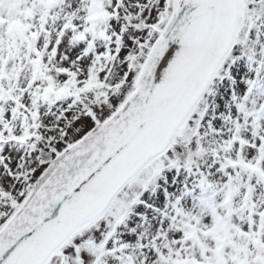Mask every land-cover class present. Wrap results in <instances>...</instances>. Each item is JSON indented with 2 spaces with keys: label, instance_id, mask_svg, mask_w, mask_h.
<instances>
[{
  "label": "snow or ice",
  "instance_id": "obj_1",
  "mask_svg": "<svg viewBox=\"0 0 264 264\" xmlns=\"http://www.w3.org/2000/svg\"><path fill=\"white\" fill-rule=\"evenodd\" d=\"M0 264H264V0H0Z\"/></svg>",
  "mask_w": 264,
  "mask_h": 264
}]
</instances>
